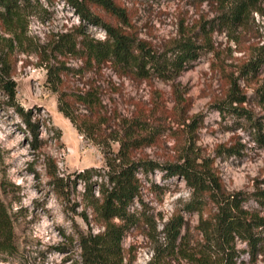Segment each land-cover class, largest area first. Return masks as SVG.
Wrapping results in <instances>:
<instances>
[{
	"label": "rangeland",
	"instance_id": "1",
	"mask_svg": "<svg viewBox=\"0 0 264 264\" xmlns=\"http://www.w3.org/2000/svg\"><path fill=\"white\" fill-rule=\"evenodd\" d=\"M120 1L129 11L127 29L152 53H169L174 42L190 38L205 45L203 54L168 80L154 74H124L114 63L91 67L78 55H58L55 41L64 34L74 36L83 30L96 40L105 38L101 27L82 22L64 0H20V23H0V74L8 72L16 83V103L30 110L39 124V146L33 148L31 134L0 91V200L5 201L14 228L11 248L0 250V264H82L78 234H96L102 231V222L86 202L83 182L76 181L63 197L53 189L49 173L67 180L90 169L92 182H105L108 162L118 163L113 161L119 147L113 138L134 118L146 125L145 134L153 133L150 144L132 152L134 159L173 162L182 147L191 144L213 158L226 191L245 193L244 207L264 214L254 200L257 191L264 190V148L251 126L257 121L264 131V62L247 71L264 45V3L241 25L227 28L219 24L215 4ZM99 16L109 19L101 11ZM6 59L9 65L3 69ZM61 64L66 68L61 69L59 87L69 93L91 89L97 94L99 104L92 111L77 106L78 114L94 123L90 130H77L58 109L48 67ZM233 92L245 98L240 106L251 120L219 113V107L236 106L231 105ZM136 176L142 186L129 212L138 222L122 237L124 249L129 248L127 261L148 264L153 239L163 241L164 224L176 214L183 218L182 233L187 232L194 247L199 240L198 213L183 210L191 196L185 181L158 169L138 171ZM2 185L10 200L4 199ZM92 193L98 194L96 185ZM214 210L207 206L203 214ZM239 264H264V251L255 262L244 255Z\"/></svg>",
	"mask_w": 264,
	"mask_h": 264
},
{
	"label": "trees",
	"instance_id": "2",
	"mask_svg": "<svg viewBox=\"0 0 264 264\" xmlns=\"http://www.w3.org/2000/svg\"><path fill=\"white\" fill-rule=\"evenodd\" d=\"M215 4L220 14L219 24L225 27L241 25L251 12L260 10L264 0H199ZM79 16L82 22L101 27L105 32L103 40L89 37L85 31L72 36L64 34L55 41L54 49L58 55H78L88 66L101 63H114L124 74L147 77L154 74L163 80L173 79L180 75L187 64L195 61L204 51L205 45L197 44L190 38L174 42L169 53L157 55L134 37L127 29L130 24L129 11L120 0H64ZM109 17L106 21L99 13ZM21 20L20 0H0V23L15 26ZM5 39L4 42H7ZM10 41V40H9ZM12 42V41H11ZM7 44L9 50L12 44ZM264 62V45L247 71L256 70ZM3 69L9 65L6 59ZM65 65L48 67V80L58 92V109L69 121L83 132L94 127V123L79 115L77 106H83L88 111L95 109L99 100L97 94L88 89L85 92L69 93L59 87L61 69ZM60 83V84H59ZM0 91L8 106L14 108L21 117L27 131L31 134V145L38 148L37 138L39 124L33 120L30 110H24L16 103V83L8 72L0 74ZM264 94V84L262 85ZM231 105L219 107L220 114H231L239 118H247V111L240 105L245 98L240 93L233 92ZM255 139L264 148V131L262 125L251 123ZM124 130L116 135L113 141L119 147L115 155L117 164L108 162L105 182H92V170L85 169L74 173L65 180L56 172H50L49 177L54 190L65 197L70 186L76 181L83 182L86 191V202L96 218L102 222V231L92 234H78L80 258L82 264H131L127 261L128 249L122 245V237L137 225L138 219L129 207L138 198L141 180L136 176L138 171L147 174L158 169L165 176L181 177L191 196L184 204L183 210L198 213V223L195 230L199 240L195 246H190L187 232L182 233L184 221L179 215H173L164 224L163 241L154 238V252L148 264H174L184 260L186 264H239L247 255L250 262H255L258 255L264 251V214L257 210L244 207L248 196L243 192H228L220 179L217 169L213 166V158L205 157L200 150L188 144L182 147L181 155L173 162L158 164L151 160L134 159L132 152L142 145L153 141V133L147 132L143 121L134 118L123 125ZM107 162V161H106ZM96 185L98 194L92 191ZM5 200H10L7 188L2 185ZM255 202L264 208V190H258L254 195ZM212 205L214 212L204 216L203 211ZM14 228L11 214L4 200H0V250H8L12 246ZM244 247H238V244Z\"/></svg>",
	"mask_w": 264,
	"mask_h": 264
}]
</instances>
